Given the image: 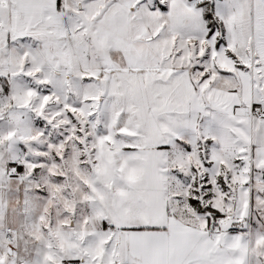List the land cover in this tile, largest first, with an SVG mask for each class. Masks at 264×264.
<instances>
[{
    "label": "snow or ice",
    "instance_id": "snow-or-ice-1",
    "mask_svg": "<svg viewBox=\"0 0 264 264\" xmlns=\"http://www.w3.org/2000/svg\"><path fill=\"white\" fill-rule=\"evenodd\" d=\"M0 264H264V0H0Z\"/></svg>",
    "mask_w": 264,
    "mask_h": 264
}]
</instances>
